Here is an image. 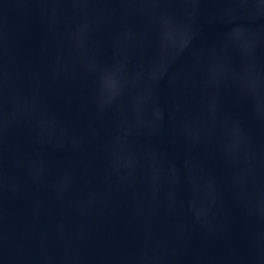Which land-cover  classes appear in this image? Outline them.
<instances>
[{
  "label": "water",
  "instance_id": "obj_1",
  "mask_svg": "<svg viewBox=\"0 0 264 264\" xmlns=\"http://www.w3.org/2000/svg\"><path fill=\"white\" fill-rule=\"evenodd\" d=\"M0 264H264V0H0Z\"/></svg>",
  "mask_w": 264,
  "mask_h": 264
}]
</instances>
